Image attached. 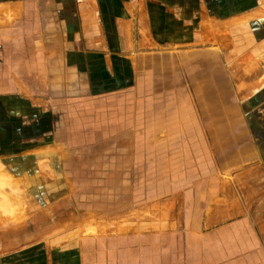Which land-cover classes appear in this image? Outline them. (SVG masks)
<instances>
[{
    "label": "crops",
    "instance_id": "0c3cea01",
    "mask_svg": "<svg viewBox=\"0 0 264 264\" xmlns=\"http://www.w3.org/2000/svg\"><path fill=\"white\" fill-rule=\"evenodd\" d=\"M93 5L103 6L105 14L94 13L91 20L88 15V21L100 22L91 28L92 36L87 33L85 45L66 40L41 52L40 41L27 51L31 56L20 74L14 67L18 51L3 41L16 36L7 23L10 14L31 12L36 15L32 37L41 39V0H0V158L33 166L49 153L57 158L77 153L98 162L101 172L92 175L100 178L90 181L123 183L129 204L116 218L83 226L95 222L108 227L80 238L79 264H264L253 222L246 217L225 220L221 207L201 204L197 185L190 184L198 176L185 167L199 165V160L182 143L181 156L168 157L174 133L189 131H174L166 118H161L165 125L160 119L147 122L159 114L146 103L160 92L144 82L143 73L152 75L159 53L152 45L143 46L141 30L154 39L160 34L153 16H163L165 37L171 40L167 46L187 44L190 0H95ZM190 125L187 116L184 126ZM211 125L205 128L209 133L218 128ZM2 129L10 136L6 147L1 145ZM126 133L133 135L132 142L127 143ZM79 134L89 137L80 141ZM127 158L133 160V173L115 172L121 169L117 162Z\"/></svg>",
    "mask_w": 264,
    "mask_h": 264
},
{
    "label": "rangeland",
    "instance_id": "374dc122",
    "mask_svg": "<svg viewBox=\"0 0 264 264\" xmlns=\"http://www.w3.org/2000/svg\"><path fill=\"white\" fill-rule=\"evenodd\" d=\"M94 1L41 0V39L32 37L36 31L35 14L25 13L21 17L20 13L10 14L12 18L7 25L16 36L12 41L9 38L3 41L18 51L14 55L19 61L14 64L19 67L17 71L22 74L20 67H25L24 60L31 56L27 51L40 41L41 52L44 47L66 40L85 45L86 36H92L91 28L98 27L100 22L88 19L94 13L105 14L103 6H91ZM155 9L152 8V13ZM247 13L255 16L245 23L230 22L233 17ZM185 14L191 27L187 44L167 46L171 40L165 37L167 24L163 16H153L160 34L154 39L141 30L145 32V39L143 36L141 39L143 46L152 45L159 53L152 75L143 73L144 82L151 83L156 93L160 92L151 95L149 104L146 103L159 114L147 122L152 125L160 119L165 125L166 118L167 124L175 127L174 131L181 127L189 131V134L174 133L172 149L170 146L167 149L168 157L172 153L181 156L182 149L186 153L189 149L190 157L199 160V165L185 167L198 176L197 182L190 184L197 185L201 204L221 207L220 215L225 220L248 218L254 223L264 250V0H190ZM8 78L6 75L4 82ZM187 116L191 125L185 128ZM210 124L218 127L210 129L211 133L205 129ZM5 132L2 129L4 147L11 143ZM88 137L79 134L80 141ZM125 140L132 142L133 135L126 133ZM76 154L58 158L42 156L40 164L33 166L25 161L0 158V206L3 207H0V264H79V240L90 234L82 227L88 221L116 218L119 209L129 204L123 183L90 181L100 178L92 175L101 172L96 168L97 160ZM117 166L121 169L115 171L116 167L112 166L111 173H133L132 159L119 160ZM4 174L11 176V183ZM128 185L126 182L125 188ZM119 186L122 189L118 190ZM13 193L21 205L17 202L10 207L17 212L8 219L5 216L10 213L3 201ZM94 224L101 225L100 231L108 227Z\"/></svg>",
    "mask_w": 264,
    "mask_h": 264
},
{
    "label": "bare ground",
    "instance_id": "6f19581e",
    "mask_svg": "<svg viewBox=\"0 0 264 264\" xmlns=\"http://www.w3.org/2000/svg\"><path fill=\"white\" fill-rule=\"evenodd\" d=\"M253 12V11H252ZM256 12V11H255ZM258 13V12H257ZM257 15V14H256ZM258 15H259V13H258ZM262 15V14H261ZM253 16H255L253 13L251 14V13H247V14H242V15H237V16H235V17H233L232 19H230V22L231 23H234V24H240V23H245V22H247L250 18H252ZM201 26V25H200ZM199 26V27H200ZM203 26V25H202ZM202 26H201V28H202ZM206 29V28H205ZM141 34H142V36H143V39H145V32L144 31H141ZM257 65H258V63H257ZM253 66V65H252ZM248 67H250V65H248ZM247 68V67H246ZM264 79V78H263ZM262 79V80H263ZM263 82H264V80H263ZM39 164H40V162H38ZM1 176V175H0ZM4 176L7 178V182H12V178H10L11 176L9 175V174H4ZM15 180V179H14ZM16 181H19V180H16ZM12 184H14V183H12ZM17 187V186H16ZM16 189H19V188H16ZM2 190V189H1ZM8 191H9V189H7ZM20 190V189H19ZM6 191V190H5ZM10 192H11V190H10ZM12 192H14V191H12ZM21 193H22V191H20ZM1 194V193H0ZM5 194V193H4ZM15 193H13V195L11 196V198L7 195L6 197H5V200L3 201L4 203H3V206H4V208H5V210L7 209L8 210V212L10 213V214H6V216L5 217H8L9 215L11 216L12 215V217L11 218H13L14 216H15V214H16V212H17V210L15 211V209H13V210H11L10 209V207H12L13 206V204L14 203H19L20 205H21V203L19 202L20 200H19V198H17V195H14ZM25 194V193H24ZM3 195V194H2ZM26 196V195H25ZM21 198H24V197H21ZM24 200H26V199H24ZM24 202H26V201H24ZM23 203V202H22ZM26 204V203H25ZM15 205V204H14ZM23 205V204H22ZM0 207H2V206H0ZM3 208V207H2ZM21 209H23V208H21ZM4 210V209H3ZM1 211V210H0ZM4 212V211H3ZM12 213V214H11ZM2 215V214H1ZM22 218V217H21ZM7 219V218H6ZM8 219H10L9 217H8ZM7 219V220H8ZM5 220V219H4ZM15 221H18V220H15ZM16 223V222H15ZM18 223V222H17ZM84 232H87V233H92V234H94V233H97L98 232V227L96 226V225H94V224H88V226H86V227H83V229H82Z\"/></svg>",
    "mask_w": 264,
    "mask_h": 264
}]
</instances>
